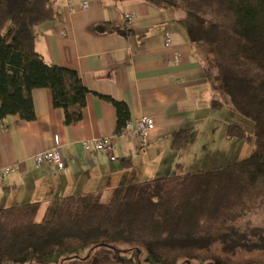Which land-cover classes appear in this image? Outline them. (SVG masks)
Instances as JSON below:
<instances>
[{
    "label": "trees",
    "instance_id": "16d2710c",
    "mask_svg": "<svg viewBox=\"0 0 264 264\" xmlns=\"http://www.w3.org/2000/svg\"><path fill=\"white\" fill-rule=\"evenodd\" d=\"M182 12L204 58L215 93L214 107H228L254 123L253 133L229 124L227 139L254 144L252 154L212 170L156 178L117 188L108 202L90 192L63 198L48 219L37 221L40 203L0 208V259L77 238L97 244H148L170 250H218L226 256L264 252V226L238 221L250 210L264 180V0H146ZM58 17L55 0H0V121L33 122L36 89H49L66 126L83 119L89 90L72 69L46 62L37 52L39 28ZM109 33L132 31L106 24ZM117 112L124 134L127 103L101 96ZM194 129L172 135V148L186 149Z\"/></svg>",
    "mask_w": 264,
    "mask_h": 264
},
{
    "label": "crops",
    "instance_id": "0c3cea01",
    "mask_svg": "<svg viewBox=\"0 0 264 264\" xmlns=\"http://www.w3.org/2000/svg\"><path fill=\"white\" fill-rule=\"evenodd\" d=\"M55 2L58 17L39 28L35 47L47 63L80 75L89 90L83 119L66 126L51 90L42 88L33 92L35 121L19 116L0 121V208L40 203L45 217L67 196L97 192L106 203L121 186L180 174L182 152L192 145L175 150L172 135L210 122L215 97L203 64L206 51L176 11L146 0ZM83 3L88 8L77 9ZM107 23L133 34L109 33ZM101 96L127 103L132 123L152 117L155 129L146 139L118 136L116 108ZM55 136L66 158L61 171L33 162L56 146ZM104 137L114 141L113 157L85 151V141Z\"/></svg>",
    "mask_w": 264,
    "mask_h": 264
},
{
    "label": "rangeland",
    "instance_id": "374dc122",
    "mask_svg": "<svg viewBox=\"0 0 264 264\" xmlns=\"http://www.w3.org/2000/svg\"><path fill=\"white\" fill-rule=\"evenodd\" d=\"M182 12L176 11L179 15ZM203 57H211L208 52ZM203 58V59H204ZM223 101L222 95L215 97ZM210 122L196 127L191 138V149L182 152L185 166L180 174L212 170L245 159L252 154L254 144L245 140L227 139V127L236 124L253 133L254 123L231 108L214 107ZM204 149V150H203ZM185 153V154H184ZM256 198L239 225L264 226V180L260 181ZM105 202V201H103ZM108 202V201H107ZM52 214H49V219ZM45 218L40 212L37 221ZM0 264H264V252H243L226 256L218 250H170L148 244H97L77 238H66L39 249H32L16 257L0 259Z\"/></svg>",
    "mask_w": 264,
    "mask_h": 264
},
{
    "label": "built area",
    "instance_id": "2783aa9c",
    "mask_svg": "<svg viewBox=\"0 0 264 264\" xmlns=\"http://www.w3.org/2000/svg\"><path fill=\"white\" fill-rule=\"evenodd\" d=\"M88 3H83L77 6V9L85 10L88 8ZM70 9H74L72 4H69ZM127 20H131L130 15H126ZM171 45L170 38L166 39V46ZM155 121L152 117H141L136 123L127 122L124 134L133 133L140 139H146L155 129ZM56 146L48 151L38 153L33 157V162L36 165H44L47 167H54L58 171L63 170L66 167V158L62 152V145L59 136H55ZM85 151L88 152H101L111 157L114 155L115 145L114 141L110 137L93 139L92 141H85L83 143Z\"/></svg>",
    "mask_w": 264,
    "mask_h": 264
}]
</instances>
